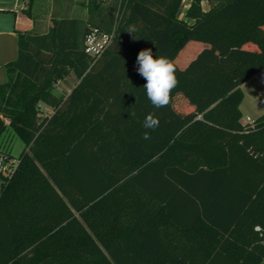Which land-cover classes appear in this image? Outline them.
<instances>
[{
  "label": "trees",
  "instance_id": "1",
  "mask_svg": "<svg viewBox=\"0 0 264 264\" xmlns=\"http://www.w3.org/2000/svg\"><path fill=\"white\" fill-rule=\"evenodd\" d=\"M183 1L86 0L85 19L16 31L0 138L24 147L0 185V264H264V114L240 121L238 86L264 68V0H190L180 17ZM89 28L113 34L94 60ZM148 48L179 81L160 109L137 72Z\"/></svg>",
  "mask_w": 264,
  "mask_h": 264
},
{
  "label": "crops",
  "instance_id": "2",
  "mask_svg": "<svg viewBox=\"0 0 264 264\" xmlns=\"http://www.w3.org/2000/svg\"><path fill=\"white\" fill-rule=\"evenodd\" d=\"M85 2L86 0H34L31 17H28L23 11L25 8L23 0H0V84L6 81V64L17 57L16 31L45 33L50 26L52 17L68 16L85 19L87 15ZM44 107L47 112L43 111V114L52 113L51 107ZM14 137L20 140L11 130L7 129L0 142L7 147L12 155L19 156L24 145L20 140L22 147L15 148V144L12 142Z\"/></svg>",
  "mask_w": 264,
  "mask_h": 264
},
{
  "label": "clouds",
  "instance_id": "3",
  "mask_svg": "<svg viewBox=\"0 0 264 264\" xmlns=\"http://www.w3.org/2000/svg\"><path fill=\"white\" fill-rule=\"evenodd\" d=\"M135 31L136 29L131 26L127 30L132 34ZM136 64L138 74L146 80L143 88L153 108L160 109L168 106L170 94L179 83L172 61L163 55L154 56L152 49L148 48L138 53ZM159 125L160 121L155 113H149L142 122V127L146 130L142 138L150 140L151 135L148 130L155 131Z\"/></svg>",
  "mask_w": 264,
  "mask_h": 264
},
{
  "label": "rangeland",
  "instance_id": "4",
  "mask_svg": "<svg viewBox=\"0 0 264 264\" xmlns=\"http://www.w3.org/2000/svg\"><path fill=\"white\" fill-rule=\"evenodd\" d=\"M190 0H184L183 5L180 10V17H183L184 10L188 6ZM203 10H208L210 5L206 0H202L201 2ZM197 54L201 51V49H196ZM205 53L202 52V55ZM77 82V78L73 73H70L68 77L62 81H59L55 88L54 92L56 95L60 97H65L67 93L71 90V88ZM238 86L243 92V99L239 104V109L241 111V119L242 123H245L247 120H254L257 119L259 116L264 114V99H262L257 91L259 85L257 81L253 77H249L248 79L242 80L239 82ZM177 109H184L185 107H181L178 104H175ZM43 111L47 112L46 108L43 106ZM43 113V112H42ZM12 142L15 144V148L20 149L22 146V142L18 140L16 137L12 138Z\"/></svg>",
  "mask_w": 264,
  "mask_h": 264
},
{
  "label": "built area",
  "instance_id": "5",
  "mask_svg": "<svg viewBox=\"0 0 264 264\" xmlns=\"http://www.w3.org/2000/svg\"><path fill=\"white\" fill-rule=\"evenodd\" d=\"M113 34L100 32L95 28H89L83 42V49L86 54L94 59L98 58L110 44ZM258 85V95L264 99V68L252 75ZM254 120H247L245 123L253 125ZM244 124V123H243ZM1 139V138H0ZM20 162L19 156L11 152L0 142V180L7 182L14 174Z\"/></svg>",
  "mask_w": 264,
  "mask_h": 264
}]
</instances>
